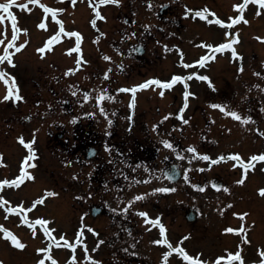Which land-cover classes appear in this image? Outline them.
<instances>
[{"label":"rangeland","instance_id":"374dc122","mask_svg":"<svg viewBox=\"0 0 264 264\" xmlns=\"http://www.w3.org/2000/svg\"><path fill=\"white\" fill-rule=\"evenodd\" d=\"M48 1V0H46ZM126 0H123L125 2ZM153 2L152 4L154 7L152 8L151 11H144L142 4L140 6H137L136 8L138 9L135 13V18L136 25H135V30L141 31L144 30L146 24H150L152 26V30L154 34L152 35V38L155 40H150L147 41V49L155 51L157 53L156 59L154 60L155 65L153 66L152 71L155 69H167L168 66L166 65L167 62H162V58L164 53L168 52L169 55L167 54L166 58L168 61L172 60L174 62L177 61V57L179 53H183L184 55V62L192 63L194 57L196 54L200 51H196L198 47H200V40H197L198 38V33L204 34L206 33L207 35H210L209 37L212 36V34L218 33L221 29V25L216 23V18L213 13L217 14L218 16H221L225 12V3L224 0H151ZM167 4L169 3V9L172 10L171 14H169V17H173L174 19L180 21L179 27H176V31H178V35L180 38H177L174 33H172L171 37H173L170 42H168L165 38H161L159 32H155V24H159L156 20V15H157V10L159 9L161 4ZM114 7H110L109 3L100 5V8L105 7L107 9L106 14L107 17L103 16L101 18V21L95 18H98L96 14H92V16L89 17L88 13H85V18L79 23L86 24L87 22L89 24L92 23L93 20H96V23L101 25L102 32L104 35V39H109L116 41L117 39H122L125 37V30H120L119 34L116 35L114 34V24L112 20V14L110 13H115L117 11V14L119 15V12L121 11V7L123 4H120L118 6L117 4H112ZM90 7H86V9H90ZM110 7V8H109ZM190 7L193 11H200L203 10L205 7L209 9L208 13H206V19L203 18V20H199L198 18H193L192 12L189 13L187 16H189V20H187V16H185V12L187 9ZM121 8V9H120ZM32 10L29 12L28 10L21 12L19 21L17 22V26L20 29H27V33H25L22 38L17 42V46L20 43H24L27 41L25 44V47L21 49L18 53V55L15 59L17 61V66L15 73L17 74L18 78L20 79L21 82V88L23 91L21 92L22 97L25 96L26 99H28L26 104H22L21 101L15 100L14 103L16 102V109L14 112L10 109H12V102L8 105H2L0 104V112H2L1 118L6 119L9 117L11 114H17L18 112L25 113V111L32 112L34 118L33 122L26 125V137L30 141V143L33 144L32 148L36 152V157L34 159L39 161V165L37 166V163H34L35 166H31L32 171L36 174L34 179L23 186V195H25L27 198H31L33 196L40 197L42 193H56V195H52L53 201L51 203V208L54 210L60 211L62 210L60 216L61 222H64V232L63 236L66 238V243L70 244V238L73 235L74 232H76L77 229L81 228V212L79 206L76 204V202L73 200V192L71 191L70 193L66 192L65 188L63 185L66 183H69L70 177L68 174L63 173V168L61 167L60 163V153L56 151L55 148L53 147V144L48 142L49 138H46L43 133V129L39 128L40 126V111L45 110V109H53L55 101H54V89H52V81H53V56L51 57L52 52L55 50V46H51L50 48L46 49L45 53H40L37 51L38 48L42 47L47 40L52 36L54 33V27L49 21V17L44 15L41 10L36 9V8H31ZM80 9H84L83 7L77 8L79 11ZM120 9V10H118ZM85 10V9H84ZM74 11V10H71ZM90 12V11H87ZM73 13V12H72ZM124 19V14L121 13ZM244 15L247 14V10L245 8V11L243 13ZM110 15V18L108 17ZM191 15V16H190ZM234 15H240L239 10L234 13ZM224 16V15H223ZM221 16V18L223 17ZM17 17V18H18ZM89 17V19H88ZM91 18V19H90ZM214 19L211 22L207 19ZM263 18V17H262ZM142 19H145L143 21ZM71 20H78L77 15H72ZM264 20V19H263ZM189 21V22H188ZM43 22L46 24V28L41 29L39 27V24ZM34 23V24H33ZM206 24H208L206 26ZM214 25V26H213ZM248 28H244L243 31L247 32ZM232 32L235 33L236 30L235 28H232ZM264 33V30H263ZM35 36V38L33 37ZM21 37V36H18ZM25 37V38H24ZM126 41H123L124 44H122L121 47L124 49L128 46V43ZM112 42L110 44L112 45ZM251 42L249 41L248 38L242 41L240 44L239 41L234 44V47L236 49H241V56L243 57H248V60H251L253 62L252 58H255V64L254 66L257 67V69H262L264 68V62H260L263 57L258 55L256 53L255 48L250 44ZM54 44V42H53ZM59 43L57 47H60ZM164 45H168L169 50L165 51ZM104 48H106V45L104 44ZM15 49V48H13ZM54 53V52H53ZM170 56V57H169ZM89 60H92L91 63L94 61L96 62H101L99 61L97 55L88 56ZM60 59V58H59ZM84 59H86L84 57ZM88 60V61H89ZM224 61V62H223ZM63 62H66V58L63 60ZM131 62L130 59H126L124 56L123 58L121 56H118L115 61H105V64L107 65H112L111 67H107L108 69L111 68L110 72V78L109 83L111 87V92H113L114 87L117 89L118 86H125V88H131L134 86L135 83H138L139 79H136V77L133 79L134 73L136 74L137 72L140 74H143L146 72L147 65L143 69H136L134 68L133 72L131 70L128 71L130 66H127ZM222 62V63H219ZM111 63V64H110ZM119 63L125 64L126 65V70L124 71V77L121 78V82L119 79H117L123 72H121L119 68ZM132 63V62H131ZM180 64H177V67L180 69ZM43 68L45 71L44 75L41 74L43 70H39ZM213 69L211 70V76L213 77L211 80V84H207V88H205V91L203 94L199 93L198 99L195 102L198 105H201L204 103L206 100L209 110H212V122L210 124V128L207 130L206 133L202 134L199 136V134L195 133V130L193 131V135L195 138V141L193 139H187L185 140V144L183 145L185 151L186 149L191 146V145H196L197 150L201 154H209L211 157L215 156L213 153H218L221 152L219 151L220 149H223L224 147L231 146L232 144L236 146L237 148V154H242L246 156L248 151H252L253 149L248 150L247 145L241 141V138L239 136L236 137V134L232 131L231 134H227V132H223L222 130L227 131L228 129H232L237 127L239 125L238 123H235V118L227 116L224 112H221L220 109H215L211 107V104L213 103H227L231 109L238 110L239 107L244 106L246 107L247 105H253L256 106L260 104L257 107V113H256V119H258V127L264 129V111H261V107L264 106V84L261 83L262 88L261 90H254L252 88H249L246 84L249 80H258L263 81L262 74L264 73V69L261 71H257L261 73V75L257 76L255 74V71L252 69L251 74L249 72V68L246 69L243 67V72H241L239 69L241 66L234 65L230 66L229 62L225 59H221L218 62H214L212 65ZM220 70H218V68ZM81 68V69H80ZM80 69V70H79ZM107 69V71H108ZM78 70L81 74H84L86 78H88V83L85 85L87 87H97V88H104L107 85V81L101 84V80L99 78L100 75H97V77L91 78V76H88V70L86 68H82V66L78 67ZM128 71V72H127ZM127 72V73H125ZM132 74V76L130 74ZM128 75V77H127ZM84 76L80 75L79 78L80 80H83ZM148 79H144L140 81V83H143L144 81H147ZM155 85H151L150 89H145L142 90L143 95L140 97L141 99H145V101L150 105V99L151 95L153 92H151L152 88H154ZM39 91L43 94V101L40 103V106L37 105L36 100L41 99L39 95ZM53 96H51L49 93ZM157 92H159V89L157 88ZM8 93V91L6 92ZM177 93V95H182V91L180 89H175L174 95ZM96 96V94H95ZM95 96L90 100L89 105L92 108H95L97 106V102L95 100ZM167 96V94L164 95V97ZM51 97V98H50ZM168 97V96H167ZM128 98V96H127ZM149 99V100H148ZM205 99V100H204ZM143 101V102H145ZM142 101H139V103ZM8 104V103H7ZM141 104V103H140ZM51 105V107H49ZM142 105V104H141ZM261 106V107H260ZM154 106H150V108H153ZM249 107V106H247ZM146 110L151 112L150 109ZM242 115V114H241ZM49 115L46 116L48 119L47 124H56L57 117L51 116V119L48 118ZM4 117V118H3ZM15 117V115L13 116ZM237 121V120H236ZM239 122V121H238ZM45 131V130H44ZM21 133V132H20ZM31 133V136L30 134ZM212 135L213 138L215 139V143L212 144L210 140V136ZM23 136V135H22ZM239 137V138H238ZM183 138V136H181ZM33 139V140H32ZM239 139V140H238ZM262 141V138H260ZM259 140V142H260ZM0 152H3L4 157H3V163L5 164L6 167V172L8 173H13L17 172L18 169H21L23 164V155L24 153L22 151H17V144H15L13 141H6L5 136H0ZM49 145L47 146V144ZM209 146H214L215 149L207 150ZM187 147V148H186ZM15 149L16 151L13 152L12 149ZM41 151V154L38 155L37 152ZM185 158L181 159L183 163H185V167L190 170H194L198 168L197 163H203L204 161L202 159H199L198 162L194 161L195 159H189V157H192L194 153H189V152H184L183 153ZM31 155V152L28 151V156ZM38 155V156H37ZM20 158V159H19ZM34 159L28 161L32 162ZM205 164V162H204ZM263 164V163H262ZM260 164L258 168L255 170L256 173L251 174L249 179L252 178H257L259 176L258 170L261 168ZM221 171L224 172L225 174L229 172V170L226 168V166H223L221 168ZM33 174V173H32ZM4 176V173H3ZM226 176V175H225ZM228 179L234 180L236 179L237 181L240 180V178L237 175H229ZM26 180L22 181L24 183ZM42 185L46 186L45 188L42 187ZM29 189L27 192H25L27 189ZM42 187V189H41ZM237 191H236V196H239L238 199H236V196H231L236 202L244 201L245 203L247 202L246 197H242L245 195L248 191V184L246 182H243L242 184L239 183L237 186ZM209 190L213 189L210 188ZM243 191L242 196L241 192ZM213 197L209 199L204 198L203 196L200 197L199 200L203 201L205 200V204L202 205L201 210L203 211V216H201L200 220L195 222L194 225L192 226L194 228V233H193V238L192 240H189V247L191 250H199L204 253H206V259L209 261L213 260V254H215V247L219 239H222L225 237V235H221L222 230H225L227 227L223 226L226 223H229L228 219L226 217L220 218L217 216L216 213L213 212V209L221 212H227V202L230 201L227 197V192L221 189L220 191L216 192L215 194H212ZM49 200H47L48 202ZM243 203V202H242ZM262 213V212H261ZM2 214L0 213V218L3 220L4 217L1 216ZM263 215V213H262ZM261 215V216H262ZM33 219H47L46 213L38 212L37 214L32 215ZM0 219V225L3 227L9 229L11 232L10 225L7 223H4L3 220ZM14 219L13 216L10 217V220ZM6 221V220H5ZM52 220H49L51 223ZM7 222V221H6ZM49 223V224H50ZM231 223V222H230ZM48 224V225H49ZM48 227V226H46ZM191 227V228H192ZM190 228V224L188 223L187 230ZM264 228V227H263ZM25 229V228H23ZM26 230V231H25ZM22 231V233H16L15 234L18 239L25 245L23 249L17 248L16 246L12 245L10 240H7L4 238V235L1 234L2 230H0V260H5V263L7 264H35L38 263L40 259L45 258V253H40L37 250L40 248H45L46 242L44 241L43 238L40 237L36 229L33 230H27L25 229ZM35 231V235H33V232ZM59 231L56 230L52 232L53 239L57 241V238L59 236ZM3 233V232H2ZM40 239V241H39ZM202 239V240H200ZM68 244H62V247L64 245ZM227 244H230L227 242ZM221 244H218L217 247H220ZM67 252L66 255L68 256L67 253H70L73 251L72 249L65 250ZM192 251V252H193ZM57 252V250H55ZM54 255V254H53ZM87 257V256H86ZM87 260V259H85ZM55 261L57 264H74L71 261H69V257L67 258H56ZM32 262V263H31ZM47 264H52L48 259H46ZM88 262V260H87ZM88 264H90L88 262Z\"/></svg>","mask_w":264,"mask_h":264},{"label":"snow or ice","instance_id":"6c2138e0","mask_svg":"<svg viewBox=\"0 0 264 264\" xmlns=\"http://www.w3.org/2000/svg\"><path fill=\"white\" fill-rule=\"evenodd\" d=\"M114 3L119 5L121 3V0H96V4L94 5V7H96L97 12L96 15L99 18L100 17V12H99V5H103L106 3ZM250 2H254L259 4L261 7H264V0H244V3L240 4H236L235 8L239 10L240 15L236 16L235 19L232 21L233 24L239 22V21H243L245 20L244 17V11L245 8L247 6L248 3ZM29 3L31 4H38L40 3V0H28V3H17V0H4V2H0V13L6 14H0V21H4V20H10L11 21V29H12V36L11 39L8 40L7 42V46L4 47L3 49V54H0V65H2L4 63V61H7L9 65H13L14 66V61L12 59L14 53L12 51H9V49L15 48V51L18 53L21 49H23L25 47V44L27 43V41H25L24 43H20L18 46L16 44V41L18 39V35L20 31H27V29H20L17 26V16L16 14L12 11L13 7H16L18 9H27L29 12L32 10L31 8H29ZM71 3L73 5L76 4V0H71ZM89 3H92V0H89ZM168 5H163V7H167ZM40 7H42L44 9L45 13H50L52 18L55 19L57 17L58 13H61L63 11H65L62 8H55V7H49L46 4H40ZM148 7L151 9L153 7L151 0H148ZM193 10L191 8L187 9V11L185 12V16H187L189 13H191ZM209 9L208 8H204L203 10L200 11H196L195 12V16L198 17H202V18H207L206 17V13H208ZM259 14V13H257ZM213 15H215V13H213ZM211 22V21H210ZM247 22V21H245ZM60 23V28L59 31H57L53 36H51L47 42L40 48L37 49L38 52L40 53H45L46 49L50 48L53 45L54 41H57L60 39L61 37V33H63L65 31L64 26H63V21H59ZM93 25L96 24V20L92 21ZM217 24L220 25H224L225 21L221 20V19H217L216 20ZM39 27L41 29L46 28V24L41 22L39 24ZM146 28H148L149 26H145ZM230 27V25H229ZM69 36H76V47H75V51H80V33L79 32H69L68 33ZM136 35L135 32L131 33V36L125 35L124 39H129L131 37H134ZM98 39V38H97ZM238 36L235 39L230 40L227 43H221L219 44V46H213V45H205V47L212 49V53H210L209 55H205L203 56L200 60L196 61V63H198L201 66L205 65V62L213 59L214 58V53H218V52H223L225 50L231 49V53L233 58L239 57L241 60L243 59L242 56H240V54L236 51V48L233 46L235 43L238 42ZM5 42L3 39H0V45H3ZM139 47H142L139 46ZM139 47H135L129 50V54H131L132 51H138ZM165 51H168V45H164ZM71 51V50H69ZM121 55H123V53L121 52ZM181 55L183 56V53L181 52ZM105 60H111L112 57L111 56H104L103 57ZM83 56L80 57L79 60L76 61L77 65H79L81 63V60H83ZM181 64H184L183 59H181L180 61ZM185 67H189L190 65H184ZM122 67V65H121ZM78 69H69L68 72L66 74H71L74 71H76ZM241 72H243V65L241 64V67L239 69ZM110 72H111V68L108 69L107 72H105L104 75V79H109L110 78ZM257 76L261 75V73L257 72L255 73ZM8 74L6 73V71L3 68H0V78H4L5 76H7ZM192 76H198V78L200 80H205L208 81L210 84L212 83L210 78L207 75H199L198 73H192ZM191 76H182V75H173L170 81H162L161 79L155 78V79H149L147 81H144L143 83L137 84L132 88H121L118 89L117 91H125V92H131L133 94L136 93L137 89H146L148 88L150 85H157V86H161L163 89H170L173 87V85H175L178 81H184L185 82V89L188 88V84H187V80L190 79ZM11 83H9V89H8V95L4 97L5 100L15 96V99L17 101L23 99L22 96L19 95V88L16 85V80L15 77L12 76L11 78ZM6 83H8V80H5ZM257 87H259V85H257ZM83 91V90H81ZM72 94L74 96L77 95L76 91H73ZM161 96L164 95L163 92L160 93ZM190 95H193V93L189 92V91H185L184 92V107L180 109L181 115H180V119L183 120L184 124H188L189 121L187 119H184L182 113L184 112V110L188 107V97ZM93 98L92 93L89 91H83V99L79 100L78 102L81 104V106H83V103L90 101ZM116 97L114 95H112L107 89L105 88H100L98 90V94L95 96V100L97 102V105L99 106V111L101 113H103L105 116H108V111L107 109L104 107V101L105 100H109V101H115ZM131 106L134 107L135 106V96L133 95V99H132V103ZM49 107H51V105H49ZM211 107L215 108V109H220L221 111H223L227 116L233 117L235 118L237 121H241L244 124H247L249 122H254V117L249 114L247 116H243L240 114V112L238 110H234L231 109L229 107V105L227 103H213L211 104ZM261 111H264V106L261 107L260 109ZM114 114V113H113ZM85 116H95L96 113L95 112H88V113H84ZM171 115V114H169ZM130 118V117H129ZM168 117H164V119L166 120ZM30 119V117H29ZM79 119V117H73V123H75L77 120ZM113 123V121L111 119L108 120V124L109 126H111V124ZM155 128L158 129V126H154ZM230 131V129H229ZM257 131H259V129H257ZM261 135H264V132L260 133ZM20 142L22 144L26 143L25 139L23 136H21L19 138ZM161 143L170 150L175 151L176 155L178 158L180 159H184V154L183 152H181L177 146L174 145L173 141H171L170 139H163L161 141ZM27 147L29 149V151L31 152V155L27 157L28 160H32L36 157V152L33 150L32 148V143H27ZM105 148L109 151H111L110 146L105 144ZM187 152L189 153H194L195 155L192 157H189V159H202L203 161H211L212 164H217L222 160L227 159L226 156L224 155H220L218 159H213L209 154H201L198 150L197 147L195 145H191L186 149ZM94 154V153H93ZM233 159H237L239 160L240 157L239 155H235L232 157ZM257 161H264V154H259V155H252L251 159L245 163L243 165L244 169H245V175L247 174V170L249 168H254L255 167V163ZM68 164L72 163V161H67ZM34 166V165H33ZM201 172L204 171L203 168L199 169ZM189 171H184L183 172V178L185 181L190 182V176H189ZM149 172L151 173V170L149 169ZM33 174L30 171H26L25 168H21L20 169V174L15 178V179H3L0 180V187L4 186V185H15L17 187H19V185L21 184L22 181L25 180V178L27 177H32ZM154 174H150L149 177L147 178L146 181H140V180H136V183H140V182H150L151 179L153 178ZM34 178V177H33ZM161 179H168V180H174L175 177L171 174H166V173H162L161 174ZM244 182L243 179L238 180L237 183L242 184ZM191 186L194 189L197 190H204V187H202L200 184H191ZM213 187H217V185L215 183H213ZM176 191L175 188L172 187H158V188H154L152 189L153 193H169V192H174ZM225 191H227V189L225 188ZM261 194L264 195V189L260 190ZM50 195H56V193H50ZM89 195L91 196L92 193H89ZM147 194L145 193H141V194H137L132 200H129L127 202V207H124L122 209H119V211H122L124 213H127L129 208L132 207L133 203L136 200H142L146 197ZM6 200L3 196H0V204H6ZM41 201L37 200L33 203L32 207L35 208L38 204H40ZM113 211H117V209H112ZM6 211L8 213H14V212H21L22 211V207H7ZM138 215L142 216V217H146L148 219L145 220L146 224H152V225H158L159 226V235L160 237H162V239H155L152 241L153 244L155 245H167L168 249H170V251H165L163 253L162 256V260H163V264H168L169 262V257L172 256L173 253H178L182 258L183 261H186L187 264H206V261L201 259L199 255L194 256L189 254L184 247H174L168 239V236L166 235V227L165 225L161 222V218L160 217H156V218H150L148 212L146 211H139ZM23 223L25 224H31L32 228L35 229L37 225H41V226H45L44 227V232L46 235L51 236L52 232L54 231L53 229L46 227L50 222L47 219H43V218H39L36 219L34 223H32V221L29 220L28 216H24L23 218ZM0 230H2L3 234H4V238L7 240H10L11 244L16 246L17 248L23 249L25 247V245L18 239V237L13 234V232H11L9 229L3 227L2 225H0ZM225 231L228 232H232V231H236V229H232V228H228L225 229ZM33 235H35V231L33 232ZM80 235H83V232L80 233ZM61 239H63V237H61ZM185 239H187V237H185ZM79 242V239H78ZM100 243H103V241H100ZM183 242L181 241V244ZM67 247L72 248L73 250H75L76 245L74 244H68ZM51 250V245H49L48 248H40L37 251L40 253H45V252H50ZM85 251L87 252V246L85 245ZM135 254V253H134ZM261 256H264V251H261ZM46 259H52L51 255H48L47 257H45L44 259H40L38 261V264H45ZM76 257L75 255H73L72 260H75ZM87 260L92 261L93 257L91 255H88L86 257ZM222 261H226V264H232L233 261H240L241 264H243V259L241 256V253L238 251L236 253H231L229 252L227 257L225 256H220L216 259V264H221ZM0 264H3L2 261H0ZM52 264H57V262L55 260L52 261ZM94 264H102L101 261H94ZM260 264H264V260L260 261Z\"/></svg>","mask_w":264,"mask_h":264}]
</instances>
